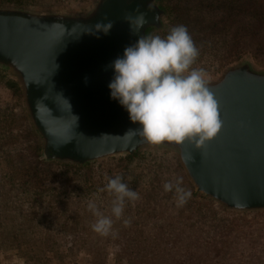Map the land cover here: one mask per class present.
<instances>
[{
    "label": "rangeland",
    "instance_id": "374dc122",
    "mask_svg": "<svg viewBox=\"0 0 264 264\" xmlns=\"http://www.w3.org/2000/svg\"><path fill=\"white\" fill-rule=\"evenodd\" d=\"M96 1L0 0V6L80 12ZM255 1L161 0L164 27L148 35L165 37L171 26L188 21L199 49L193 67L212 81L246 60L264 70V0L258 1L260 13ZM215 20L222 24L215 27ZM41 149L19 78L0 69V264H264V210L227 209L197 192L176 152L145 148L131 158L109 157L79 168L50 161L56 164L48 176L40 169L30 174L39 155L44 159ZM117 174L140 198L126 204L120 219L113 217L115 236L105 237L93 231L96 217L87 205L94 201L111 215L113 197L99 189ZM178 177L192 192L183 207L163 187Z\"/></svg>",
    "mask_w": 264,
    "mask_h": 264
},
{
    "label": "water",
    "instance_id": "95a60500",
    "mask_svg": "<svg viewBox=\"0 0 264 264\" xmlns=\"http://www.w3.org/2000/svg\"><path fill=\"white\" fill-rule=\"evenodd\" d=\"M135 10L147 14L141 35L164 27L161 0H97L80 12L0 6V69L22 84L42 157L84 166L145 148L170 149L197 192L227 209L264 210V70L246 60L209 80L222 128L201 149L126 135L138 125L111 98L108 84L112 61L138 39L124 19ZM108 21L114 23L109 34L89 33Z\"/></svg>",
    "mask_w": 264,
    "mask_h": 264
},
{
    "label": "clouds",
    "instance_id": "9594fccd",
    "mask_svg": "<svg viewBox=\"0 0 264 264\" xmlns=\"http://www.w3.org/2000/svg\"><path fill=\"white\" fill-rule=\"evenodd\" d=\"M124 19L131 34L138 39L112 61L113 78L108 88L111 98L124 107L131 122L138 125L126 135H139L153 145L165 142L182 145L188 141L196 149L203 148L218 135L222 121L218 102L208 87L207 72L193 67L199 49L187 27L174 26L165 37L141 35L148 23L146 13L135 10V14H127ZM154 19L159 21V16ZM113 25L112 21L98 22L89 33L107 35ZM106 179V185L99 191L112 195L111 215H105L94 201L87 205L96 217L93 231L105 237L115 236L113 217L120 219L126 204L140 198L122 175ZM182 184L183 178L178 177L163 185L166 192L174 191L177 207H183L192 197V192ZM130 223L124 220L126 226Z\"/></svg>",
    "mask_w": 264,
    "mask_h": 264
},
{
    "label": "trees",
    "instance_id": "16d2710c",
    "mask_svg": "<svg viewBox=\"0 0 264 264\" xmlns=\"http://www.w3.org/2000/svg\"><path fill=\"white\" fill-rule=\"evenodd\" d=\"M8 1H10V2H13V3H16V4H22L21 2H22V0H8ZM227 1H232V2H235V0H227ZM258 1L259 0H256L255 2H254V4H253V6H255V9L257 10V12L258 13H260V12H262L261 10H260V8L258 7V6H260V3H258ZM235 3H237V1L235 2ZM211 5L212 6H214V4L213 3H211ZM224 6H226L225 4L223 5V7ZM252 6V7H253ZM227 7V6H226ZM169 9H170V7H168ZM216 8V7H215ZM218 8V7H217ZM186 9H188V8H186ZM176 12H177V10L176 9H174ZM183 12V10H181V12H178L177 13V16H176V18H177V20H178V17L181 15V13ZM225 20V19H224ZM192 21H195V23L196 24H199V22L196 20V19H191V21H190V24H191V22ZM259 22V21H258ZM184 24H185V26L186 27H189L188 29L192 32V33H194L191 29H192V24L191 25H189V22L188 21H184L183 22ZM222 23L220 22V20H215L214 21V26L215 27H218L217 25H221ZM171 28H172V26H171ZM170 28V29H171ZM169 29V30H170ZM218 31V30H217ZM254 31H256V30H254ZM215 32V31H214ZM12 85L11 86H16V84L15 83H11ZM131 157H134V155H129V158H131ZM54 164H56V163H53V162H50V161H47V160H45V159H41V156L39 155V159L38 160H36V162L35 163H33V167H30V169H29V171H30V174H31V171H33V170H39L40 169V171H42L43 173H44V175L45 176H48V174H49V172H48V170H49V166H51V167H53L54 168ZM58 165V164H57ZM59 165H64V167H74V168H79V167H77L76 165H71V164H68V163H64V164H59ZM41 166V167H40ZM87 166H89V165H87ZM47 169V170H46ZM145 178V177H144ZM138 185V184H137ZM208 202H210V201H208ZM209 204V203H208ZM207 204V205H208ZM227 214V213H226ZM217 218L218 216L216 215V216H214L213 218Z\"/></svg>",
    "mask_w": 264,
    "mask_h": 264
}]
</instances>
